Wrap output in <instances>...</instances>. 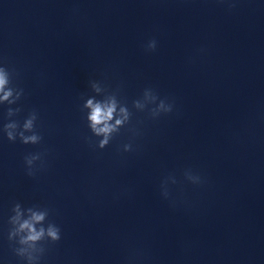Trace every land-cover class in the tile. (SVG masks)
Masks as SVG:
<instances>
[{
  "label": "clouds",
  "instance_id": "obj_1",
  "mask_svg": "<svg viewBox=\"0 0 264 264\" xmlns=\"http://www.w3.org/2000/svg\"><path fill=\"white\" fill-rule=\"evenodd\" d=\"M156 48V41L151 40L148 42L146 46L147 51H154ZM12 76L13 73L9 71L7 67L0 66V104L7 102L8 105H12L17 103L20 100L21 96L23 95V89H18L12 85ZM145 94H152V98L154 101L158 100V96L154 93V91L150 88L145 89ZM136 105L139 106V103L136 102ZM88 107L92 108V113L88 117L91 121L90 127L92 132L97 135H103L104 139L99 141V147L104 148L105 145L109 143V139L111 134L114 132H118L120 127L124 125L125 121L129 120V113L127 109L122 108L121 112L124 113L123 119H116L115 124H110L109 121L113 118V113L116 111L115 104H111L105 107H102L100 104L93 105L92 101L89 100ZM172 104H168L166 106L165 100L160 99L159 103L155 108L150 110V114L153 118L159 117L162 113L167 114L172 111ZM21 111L20 108H8L7 116L10 118L14 115H17ZM38 119V114L35 111H32L28 117L25 119L23 123V128L32 131V135H25L23 131L19 133V139L23 144H38L42 140L41 135L35 130V122ZM19 127L18 122H8L4 125L3 131L7 136L9 141H15L17 139L16 134L11 131V129H15ZM125 151H131L132 145L125 144L124 146ZM41 159V154H28L25 156L24 161L27 166L28 175H33L34 172L31 170V166L35 160ZM17 207H19L17 205ZM44 218L43 214H33V219L36 221H40ZM21 229H28L29 234L27 237L22 240V243H27L29 241L35 242L39 241L44 236V230L41 229L40 231H36L32 224L29 221H25L20 225ZM47 235L51 238L53 242L59 241L60 230L56 227H50L47 231ZM39 260L38 257L30 258Z\"/></svg>",
  "mask_w": 264,
  "mask_h": 264
}]
</instances>
